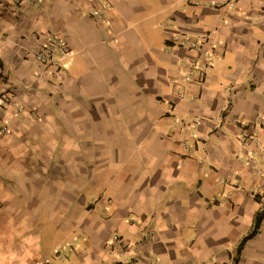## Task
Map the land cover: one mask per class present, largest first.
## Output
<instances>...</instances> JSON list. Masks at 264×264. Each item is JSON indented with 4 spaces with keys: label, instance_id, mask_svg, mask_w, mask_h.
I'll list each match as a JSON object with an SVG mask.
<instances>
[{
    "label": "crops",
    "instance_id": "crops-1",
    "mask_svg": "<svg viewBox=\"0 0 264 264\" xmlns=\"http://www.w3.org/2000/svg\"><path fill=\"white\" fill-rule=\"evenodd\" d=\"M4 93L0 264H264V0H0Z\"/></svg>",
    "mask_w": 264,
    "mask_h": 264
},
{
    "label": "built area",
    "instance_id": "built-area-1",
    "mask_svg": "<svg viewBox=\"0 0 264 264\" xmlns=\"http://www.w3.org/2000/svg\"><path fill=\"white\" fill-rule=\"evenodd\" d=\"M106 7L107 5L103 3L101 7H98L91 12V16L95 18H100L103 15V10ZM205 44H207L205 41L188 42L189 48L196 51L199 57L200 55H204L206 53V50H204ZM67 52L68 49L65 43H63L59 38L52 37L44 39L43 43H39L34 49L32 55L34 60L39 64V66H41L44 71H46L50 76L54 77V75H57L60 69L59 59L64 56ZM207 60V58H203L202 60H200V65H197L196 62L192 64L195 67L194 69L197 71L200 78L205 73L204 69L206 68ZM9 99L10 94L4 93V95L0 97V107L3 108L4 105L8 103ZM39 264L49 263L47 261H44Z\"/></svg>",
    "mask_w": 264,
    "mask_h": 264
},
{
    "label": "trees",
    "instance_id": "trees-1",
    "mask_svg": "<svg viewBox=\"0 0 264 264\" xmlns=\"http://www.w3.org/2000/svg\"><path fill=\"white\" fill-rule=\"evenodd\" d=\"M263 217H264V209H263L262 211L256 213V215L254 216V221H253L252 230H251V232L248 233V234L244 237V239L238 244L237 249H236L237 254L239 253V250H240V248H241V246H242L243 241L249 239V238L255 233V231H256V229L258 228V226H259L261 220L263 219ZM235 261H236V258L233 259V262H235Z\"/></svg>",
    "mask_w": 264,
    "mask_h": 264
}]
</instances>
